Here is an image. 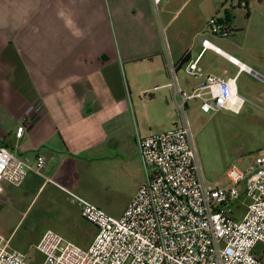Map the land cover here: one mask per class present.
<instances>
[{"label": "crops", "instance_id": "crops-1", "mask_svg": "<svg viewBox=\"0 0 264 264\" xmlns=\"http://www.w3.org/2000/svg\"><path fill=\"white\" fill-rule=\"evenodd\" d=\"M241 2L249 17L251 0H162L157 9L151 0H0V141L13 147L14 132L33 106L15 152L45 160L42 176L29 172L19 186L0 182V236L8 250L23 253L27 264H42L36 246L46 231L88 249L97 231L72 197L107 214L111 182L120 187L131 180L123 214L144 181L136 133L158 134L144 132L137 117L172 102L163 87L169 82L166 52L176 65L188 55L177 78L180 89L190 92L198 81L185 67L201 54V39L211 41L205 24L197 22L207 26L208 18L228 14L235 29L231 10L243 8ZM219 50L201 55L203 74L229 80L238 95L264 109L263 90L248 94L239 85L242 76L253 74L247 70L254 71ZM133 80L141 86L138 93L130 87ZM156 87L162 88L153 94ZM163 89L168 92L160 94Z\"/></svg>", "mask_w": 264, "mask_h": 264}, {"label": "built area", "instance_id": "built-area-1", "mask_svg": "<svg viewBox=\"0 0 264 264\" xmlns=\"http://www.w3.org/2000/svg\"><path fill=\"white\" fill-rule=\"evenodd\" d=\"M161 1L151 3L157 9ZM230 27L217 17L207 22V31L214 36L228 37ZM201 46V54L185 67L186 74L198 81L190 92L180 89L178 67L166 52L169 82L163 87L170 91L179 123L148 137L136 133L144 181L123 214L110 217L73 196L82 219L96 228V236L83 250L53 231L44 232L36 246L44 257L42 264H264V157L254 158L245 169L232 165L226 172L227 187L207 185L201 173L186 117L189 103L198 102L204 114L236 115L245 103L229 80L203 74L198 65L201 55L206 50L221 53L207 39H201ZM227 59L246 69L236 58ZM35 111L33 106L25 111L12 148L0 141V182L19 186L29 172L42 176V156L29 160L15 152L25 122ZM0 264H27L23 253L7 249L2 236Z\"/></svg>", "mask_w": 264, "mask_h": 264}, {"label": "rangeland", "instance_id": "rangeland-1", "mask_svg": "<svg viewBox=\"0 0 264 264\" xmlns=\"http://www.w3.org/2000/svg\"><path fill=\"white\" fill-rule=\"evenodd\" d=\"M234 3H237V0H234ZM251 4L252 9L248 18L244 8L236 6L230 9L233 13V26L237 32L220 38L221 36H211L206 31L213 45L230 53L254 71L255 75L248 74L239 80L240 87L245 86L248 94L256 90L264 91V1L259 4L257 0H251ZM197 23L205 24L206 29V22L200 20ZM159 32L164 43L170 45L164 24H159ZM131 84L133 92L138 93L141 90L136 80ZM165 92L168 90L159 91L160 94ZM152 93L154 94V91ZM239 95L246 101L239 115L226 111L204 114L200 112L199 103L195 101L189 103L186 112L201 173L209 186L227 187L229 183L226 172L232 165L245 169L254 158L264 157L263 104L245 98L243 93ZM146 96L148 98L150 95ZM137 119L144 124V132L148 133L150 130L149 134L166 132L172 128L173 123H179V116L172 102L159 103L156 108L144 112ZM110 185L105 212L111 217L118 218L131 195L133 182L125 180L120 187L118 182H111ZM262 248V244L257 246L259 251Z\"/></svg>", "mask_w": 264, "mask_h": 264}, {"label": "trees", "instance_id": "trees-1", "mask_svg": "<svg viewBox=\"0 0 264 264\" xmlns=\"http://www.w3.org/2000/svg\"><path fill=\"white\" fill-rule=\"evenodd\" d=\"M246 17L248 18V13H246ZM221 22H224V23H226L227 25H229L230 26V24H231V19L229 18V15L228 14H226V17L223 19V20H221ZM237 32V30L236 29H231V34L233 33V32ZM188 61V55L186 54L184 57H182V59L179 61V63L177 64V67H180L181 65H183L184 63H186Z\"/></svg>", "mask_w": 264, "mask_h": 264}]
</instances>
